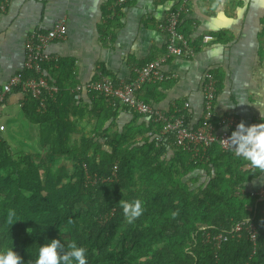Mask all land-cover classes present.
<instances>
[{
  "label": "trees",
  "instance_id": "trees-1",
  "mask_svg": "<svg viewBox=\"0 0 264 264\" xmlns=\"http://www.w3.org/2000/svg\"><path fill=\"white\" fill-rule=\"evenodd\" d=\"M46 66L49 82L52 72H63L60 60ZM15 75L37 76L24 67ZM54 84L56 94L42 95L45 110L20 88L10 94L20 97L23 118L38 133L33 144H23L0 132V248H13L25 264L51 238L86 247L89 264H264V202L246 190L263 172L216 146L205 164L193 165L179 151L167 160L172 135L160 143L145 135L159 131V124H130L120 133L112 125L104 129L126 108L109 107L102 97L106 107L96 113L93 136L69 143L75 126L66 107L74 106V95L60 80ZM22 147L35 156L19 153ZM134 198L144 211L129 224L119 201ZM244 221L256 228L254 244L244 229L231 237ZM221 234L228 241L216 248L211 238Z\"/></svg>",
  "mask_w": 264,
  "mask_h": 264
},
{
  "label": "crops",
  "instance_id": "crops-1",
  "mask_svg": "<svg viewBox=\"0 0 264 264\" xmlns=\"http://www.w3.org/2000/svg\"><path fill=\"white\" fill-rule=\"evenodd\" d=\"M115 3L116 0H11L6 10L0 12V85L22 70L23 45L30 29L46 31L59 20L65 21V39L53 43L47 51L57 56L63 67L62 73L50 74L53 83L60 80L65 85L64 91L75 99L74 106L69 103L66 107L68 121L75 126L69 143L92 137L98 120L96 113L106 107L96 95L87 92L76 95L72 89L100 78L130 82L136 77L135 67L145 66L165 54L166 35L159 25L178 0H131L122 7H116ZM212 3L213 0H189L179 31L194 48V56L171 59L163 71L173 78L158 85H143L137 95L165 115L184 109L189 127L197 128L203 117V77L211 72L217 79L213 107L217 130L224 129L222 120L230 116L237 124L243 121L246 126L264 122V115L261 116L264 113V5L257 0H224L222 7L226 15L234 16L237 6H243L244 12L237 23L218 26L210 19L215 16ZM201 8L207 11L202 14ZM47 68L50 67L46 66V73ZM19 98L12 94L0 105V124L5 126L3 132L7 135L20 136L19 128L9 132L4 123L14 113L18 115ZM148 121L147 117L119 109L104 129L112 125V131L120 133L130 124L134 127L144 124L146 128ZM26 124L30 128L22 133L20 142L33 144L38 133L36 125ZM98 142L104 143L103 139ZM36 152L43 155L40 150ZM177 152L169 148L166 159ZM63 163L59 159L56 164ZM263 185L264 172L246 190L252 192Z\"/></svg>",
  "mask_w": 264,
  "mask_h": 264
},
{
  "label": "built area",
  "instance_id": "built-area-1",
  "mask_svg": "<svg viewBox=\"0 0 264 264\" xmlns=\"http://www.w3.org/2000/svg\"><path fill=\"white\" fill-rule=\"evenodd\" d=\"M11 0L0 1V12H4ZM131 0H116V7H122ZM189 0H178L175 7L171 8L159 29L166 35L165 54L142 67H135V79L130 82H115L108 78L89 81L83 85H77L71 90L74 94L81 92L93 93L102 97L107 106L115 108L125 107L126 110L133 111L142 117H147L151 123L161 125L157 132H147V137L160 143L166 136L172 135L169 147L173 150L188 155V160L193 165L205 164L208 161L209 150L216 146L222 153H231L232 146L229 142L232 131L238 125L236 120L230 116L222 120L224 129L217 130L213 123V107L216 98L217 79L211 72L205 73L202 84L203 117L200 125L196 129H190L185 122L184 109H178L174 115L165 113L152 107L149 103L139 98L137 93L146 84L157 85L170 80L173 76L166 74L163 67L173 58H189L195 54L194 48L179 31V24L182 16L186 12ZM67 27L64 20H59L52 29L41 31L30 29L24 42L23 49L25 60L23 67L32 70L35 75L22 79L20 75H13L0 86V105L3 104L13 88H20L24 95L39 102L42 110H45L46 103L42 95L56 94L57 86L45 76L44 64L57 63L59 58L48 53V49L53 43L63 41L66 37ZM205 39V37H204ZM185 107L187 104L184 105ZM5 130V126L0 124V132ZM116 168V167H115ZM115 177V173L112 174ZM97 179L93 183H97ZM103 181V180H102ZM250 196L264 202V185L252 192ZM264 211V208H263ZM245 230L247 237L254 244L256 239V228L249 221L236 224L231 233V237L239 238L240 232ZM207 239L209 237L206 235ZM216 248L221 243L228 241L227 235H217L211 238Z\"/></svg>",
  "mask_w": 264,
  "mask_h": 264
},
{
  "label": "clouds",
  "instance_id": "clouds-1",
  "mask_svg": "<svg viewBox=\"0 0 264 264\" xmlns=\"http://www.w3.org/2000/svg\"><path fill=\"white\" fill-rule=\"evenodd\" d=\"M223 2L224 0H213L211 9L215 12V16L210 17V19L215 20L218 26H231L243 16L244 7L237 6L235 15L229 16L223 10ZM257 3L264 5V0H257ZM200 11L203 14L207 11V8H201ZM205 39L208 40L211 37H205ZM262 115L264 113H261ZM227 140L232 146L234 157H239L249 167L264 172V122L261 121L260 123L246 126L241 121ZM119 205L126 222L129 224L139 218L144 211L143 202L139 198H134L131 201L120 200ZM14 215V211L9 210V217ZM86 253V247L77 244L75 241L65 245L60 239L51 238L48 242L40 244L35 259L30 261V264H89ZM0 264H25V261L23 256L13 248L3 247L0 248Z\"/></svg>",
  "mask_w": 264,
  "mask_h": 264
},
{
  "label": "rangeland",
  "instance_id": "rangeland-1",
  "mask_svg": "<svg viewBox=\"0 0 264 264\" xmlns=\"http://www.w3.org/2000/svg\"><path fill=\"white\" fill-rule=\"evenodd\" d=\"M17 114L18 115H16L15 113H14V116H13V118H11V119H7V120H5V125L7 126V129H8V131L9 132H12V129L13 128H19L20 129V136H19V134H17V133H12L11 135H13L16 139L18 138L19 139V141L23 138V136H22V133H25V131H26V129H29L30 128V126H29V128H28V125L26 124V122L24 121V118H23V115H22V113H21V111H18L17 112ZM22 131H24V132H22ZM34 131V130H33ZM35 132V131H34ZM29 136H31V135H29ZM10 139V138H9ZM13 143V142H12ZM20 149V151H19V153H21V152H26L27 150H28V148L27 147H22V148H19ZM28 152V151H27ZM29 153H31V152H29Z\"/></svg>",
  "mask_w": 264,
  "mask_h": 264
}]
</instances>
